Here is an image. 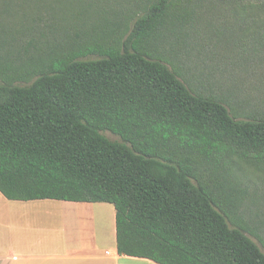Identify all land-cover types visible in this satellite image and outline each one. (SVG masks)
<instances>
[{"label":"trees","instance_id":"16d2710c","mask_svg":"<svg viewBox=\"0 0 264 264\" xmlns=\"http://www.w3.org/2000/svg\"><path fill=\"white\" fill-rule=\"evenodd\" d=\"M137 1L107 29L36 21L0 43V193L114 205L121 256L264 264V186L245 182L264 175V114L199 93L182 65L263 67L264 0Z\"/></svg>","mask_w":264,"mask_h":264},{"label":"rangeland","instance_id":"374dc122","mask_svg":"<svg viewBox=\"0 0 264 264\" xmlns=\"http://www.w3.org/2000/svg\"><path fill=\"white\" fill-rule=\"evenodd\" d=\"M137 3V0H0V43H8L16 37H22L21 35L26 33L36 21H51L53 31L59 38L67 37L77 29L85 28L89 33L88 28L91 26L103 28L117 24L120 22L117 18L120 12L126 11L130 4L138 6ZM187 49L190 51L189 55H197L195 46L189 45ZM185 56H187L186 52L183 51V56L180 58L183 59ZM163 57L158 60L169 65L170 56ZM171 57L178 60L176 54ZM90 58L94 59L97 56ZM231 58L235 62L242 60L234 56ZM232 60L222 59V62L218 63L196 62V59H192L193 62L182 60L183 79L199 93L224 99L229 106L237 108L242 116L264 114V63L263 67L259 64L258 68L253 70L252 62L245 60L241 63L240 69L238 64L231 62ZM172 70L179 76L176 68ZM103 134L111 141L122 142L119 136L109 131ZM245 182L250 189H261L264 186V175H248ZM259 205L257 217L260 220L259 234L262 235L263 240L259 241L255 238L253 240L264 252V191ZM45 211L39 214L47 215ZM59 212H56L57 215L69 219L71 223L76 222L78 217L76 209L66 208ZM57 218L59 219V216ZM81 218L84 226L80 225V227L83 226L84 233L96 232L98 227L106 228V220L99 218L97 213ZM253 219L256 223V219ZM72 231L74 229H69V232Z\"/></svg>","mask_w":264,"mask_h":264},{"label":"crops","instance_id":"0c3cea01","mask_svg":"<svg viewBox=\"0 0 264 264\" xmlns=\"http://www.w3.org/2000/svg\"><path fill=\"white\" fill-rule=\"evenodd\" d=\"M66 208L76 209V222L57 215L56 212L61 213ZM42 211L47 215L39 214ZM94 213L106 220V228L84 233L81 217ZM69 229L74 231L69 232ZM0 264L157 263L119 255L116 209L112 204L57 200L20 202L10 201L0 193Z\"/></svg>","mask_w":264,"mask_h":264}]
</instances>
